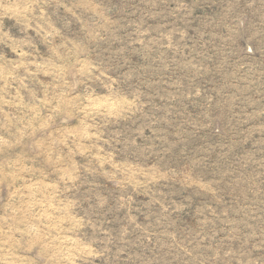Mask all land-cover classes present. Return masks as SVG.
Instances as JSON below:
<instances>
[{"label": "rangeland", "instance_id": "rangeland-1", "mask_svg": "<svg viewBox=\"0 0 264 264\" xmlns=\"http://www.w3.org/2000/svg\"><path fill=\"white\" fill-rule=\"evenodd\" d=\"M0 264H264V0H0Z\"/></svg>", "mask_w": 264, "mask_h": 264}]
</instances>
